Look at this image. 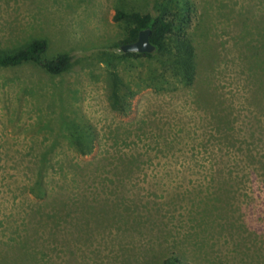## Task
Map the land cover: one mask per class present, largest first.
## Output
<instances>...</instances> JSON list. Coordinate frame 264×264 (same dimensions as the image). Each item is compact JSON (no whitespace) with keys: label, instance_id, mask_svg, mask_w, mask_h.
<instances>
[{"label":"rangeland","instance_id":"374dc122","mask_svg":"<svg viewBox=\"0 0 264 264\" xmlns=\"http://www.w3.org/2000/svg\"><path fill=\"white\" fill-rule=\"evenodd\" d=\"M197 1L210 27L212 9L227 13L216 21L219 28L230 23L231 9L254 13L258 22L264 17V0ZM154 3L0 0L1 47L43 37L49 41L48 57L61 52L74 57L70 69L55 77L31 64L0 67V190L8 172H24L23 164L12 167V159L34 151L33 142L40 150L55 144L58 157L73 156L58 118L78 112L94 125L100 141L85 160L98 155L116 164L126 152L139 158L131 178L112 189L120 203L137 208L136 215L152 216L163 227L157 224L154 232L165 233L168 249L183 253L182 264H264V89L255 97L248 82L231 75V52L224 54L227 69L221 63L222 71L213 75L228 120L212 112L210 69L193 87L175 80L150 86L155 60L124 54L119 44L130 22L116 21L114 15L118 8L154 12ZM205 29L201 25L199 35L206 52L211 39ZM223 38L229 45L230 39ZM112 68L135 92L120 110L112 105L107 82ZM100 177L113 176L101 171ZM108 193L101 198L115 196ZM0 204L3 217L9 210L3 200ZM116 230L95 233L106 238ZM108 251L103 249V255Z\"/></svg>","mask_w":264,"mask_h":264},{"label":"trees","instance_id":"16d2710c","mask_svg":"<svg viewBox=\"0 0 264 264\" xmlns=\"http://www.w3.org/2000/svg\"><path fill=\"white\" fill-rule=\"evenodd\" d=\"M212 10V27L197 0H155L154 12H127L118 8L114 20L130 22L120 48L135 41L141 30L151 29L155 51H123L136 58L155 60L150 76L154 83L150 86L162 87L175 80L193 87L204 71L210 69L212 112L217 117L223 114V119L228 120L229 114L222 111L221 102L225 101L213 75L222 71L221 63L228 67L224 54L231 52V75L235 73L236 78L248 82L255 97L260 96L264 89V17L258 22L254 13L231 9L230 23L219 28L216 21L227 13L223 9ZM201 25L206 28L202 32L211 39L206 52L199 35ZM224 35L230 39L229 45L223 40ZM48 50L49 41L43 37L0 46V67L31 64L51 77L66 73L72 66L73 55L61 52L48 57ZM107 82L113 107L122 109L124 99L135 92L116 68L108 70ZM58 129L73 151L72 157H58L53 143L40 150L42 146L33 142L34 151L12 159V167L23 164L24 172H8L4 177L6 183L0 190V200L9 212L0 217V264H182L183 253L168 249L165 233L154 232L157 224L160 229L163 227L152 216L144 219L136 215L137 208L120 203V194L112 189L121 188L131 178L140 165L139 158L126 152L116 164L115 160L106 162L109 157L97 159L98 155L85 160L100 141L94 125L78 112L59 115ZM101 171L113 177L101 178ZM89 188L98 191L87 194ZM106 190L115 196L101 198ZM146 222L150 226L144 228ZM64 223L70 225L66 227ZM108 228L117 229V233H109L106 238L95 233ZM107 248V255H103V249Z\"/></svg>","mask_w":264,"mask_h":264},{"label":"water","instance_id":"95a60500","mask_svg":"<svg viewBox=\"0 0 264 264\" xmlns=\"http://www.w3.org/2000/svg\"><path fill=\"white\" fill-rule=\"evenodd\" d=\"M151 29H143L140 31L138 38L129 43L121 45V49L124 52H153L156 50V46L150 40Z\"/></svg>","mask_w":264,"mask_h":264}]
</instances>
